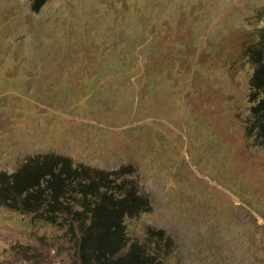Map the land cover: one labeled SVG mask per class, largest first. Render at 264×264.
Here are the masks:
<instances>
[{"label":"rangeland","instance_id":"rangeland-1","mask_svg":"<svg viewBox=\"0 0 264 264\" xmlns=\"http://www.w3.org/2000/svg\"><path fill=\"white\" fill-rule=\"evenodd\" d=\"M263 8L0 0V172L46 152L130 168L139 222L174 238L179 264H264V145L244 133ZM32 223L0 206V264H79L61 226Z\"/></svg>","mask_w":264,"mask_h":264},{"label":"trees","instance_id":"trees-1","mask_svg":"<svg viewBox=\"0 0 264 264\" xmlns=\"http://www.w3.org/2000/svg\"><path fill=\"white\" fill-rule=\"evenodd\" d=\"M44 1L29 0L32 9ZM258 15L264 20V8ZM257 35L244 45L252 67L244 133L253 145L262 146L264 22ZM126 171L130 168L105 171L72 164L68 157L52 152L37 154L25 158L13 172H0V206L27 215L33 223L61 226L79 264H179L174 238L162 227L139 222L141 213L150 209L149 200ZM245 236L252 241L248 233ZM258 253L260 263L264 250L258 248Z\"/></svg>","mask_w":264,"mask_h":264}]
</instances>
